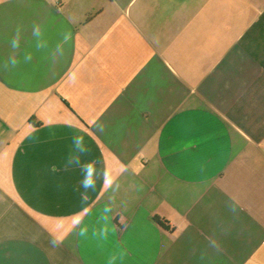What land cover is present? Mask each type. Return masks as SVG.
<instances>
[{
  "label": "crops",
  "instance_id": "1",
  "mask_svg": "<svg viewBox=\"0 0 264 264\" xmlns=\"http://www.w3.org/2000/svg\"><path fill=\"white\" fill-rule=\"evenodd\" d=\"M0 264H264V0H0Z\"/></svg>",
  "mask_w": 264,
  "mask_h": 264
},
{
  "label": "clouds",
  "instance_id": "2",
  "mask_svg": "<svg viewBox=\"0 0 264 264\" xmlns=\"http://www.w3.org/2000/svg\"><path fill=\"white\" fill-rule=\"evenodd\" d=\"M15 46L16 45L14 44V47ZM73 141H74L75 147H77L81 152L86 153L88 151L87 147H83V145H84L83 136H76L73 138ZM76 163L80 164L79 157L76 158ZM80 169L84 175V179L81 181V186L83 188H85V190H87L89 188L94 189L95 188V181L92 180L91 177H92V174L96 171L95 163L89 162V163L81 164ZM104 183L107 186L111 187L113 180L111 178H108L104 181Z\"/></svg>",
  "mask_w": 264,
  "mask_h": 264
},
{
  "label": "trees",
  "instance_id": "3",
  "mask_svg": "<svg viewBox=\"0 0 264 264\" xmlns=\"http://www.w3.org/2000/svg\"><path fill=\"white\" fill-rule=\"evenodd\" d=\"M154 220H155L160 226L166 228V226L163 224V222H162L159 218L155 217Z\"/></svg>",
  "mask_w": 264,
  "mask_h": 264
},
{
  "label": "built area",
  "instance_id": "4",
  "mask_svg": "<svg viewBox=\"0 0 264 264\" xmlns=\"http://www.w3.org/2000/svg\"><path fill=\"white\" fill-rule=\"evenodd\" d=\"M56 5L60 4V0H52Z\"/></svg>",
  "mask_w": 264,
  "mask_h": 264
}]
</instances>
